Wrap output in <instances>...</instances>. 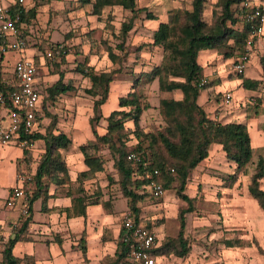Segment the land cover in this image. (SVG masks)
Returning a JSON list of instances; mask_svg holds the SVG:
<instances>
[{"label":"rangeland","instance_id":"obj_1","mask_svg":"<svg viewBox=\"0 0 264 264\" xmlns=\"http://www.w3.org/2000/svg\"><path fill=\"white\" fill-rule=\"evenodd\" d=\"M8 1L0 0L2 4H7ZM217 1L205 0L203 16L209 22L212 21L214 12L219 14L220 8L216 5ZM190 4L191 0H137V7L145 8L146 11L135 15L133 25L124 38L123 50H120L116 46L123 40L120 25L131 17V13L121 6L105 7L99 16H95L91 13V3L84 0H25L23 5L25 9L27 11L31 8L34 9V15H29L27 25L24 24L28 30V32L26 31V49H32L35 51V56L43 57V63L40 64V67L38 66L41 91L45 93L46 88L58 80L59 74H63L64 83L74 85L72 91L56 95L55 101L46 98V96L45 99L43 98L41 109L43 116L39 118L41 133H46L49 130L54 131L56 122L60 118L76 116L75 112L78 108L86 110L89 117L93 116L89 107L94 98L85 92V88L90 87L91 81L77 70L83 64L91 66L96 73L114 71L107 102L114 104L117 96L125 95L134 85V90L138 95H141L142 102H148L150 105L144 111L145 114L141 116L140 128L146 132L162 128L165 121L158 111L159 101L163 97L172 96L175 98V91L160 90L156 78L151 81L148 74L155 65H163L168 68L177 65L180 57L173 55L169 46H154L152 44L154 32L151 31L152 25L155 26L159 20L164 19L158 15L159 18L147 21L145 13L165 14L167 19L176 11L189 10ZM237 25H241L240 22ZM231 42L232 40L228 44ZM50 43L63 46L65 57L63 62L45 57L44 50ZM208 48L212 47L198 45L197 59L199 62L206 58L207 61L204 63L203 60L201 63L211 68L216 75L218 71H227L224 75L227 77H229L228 75L232 76V73L236 74L231 70V67L237 54L227 60L223 57L226 50L223 45L215 49L212 48L219 54L218 59H215L213 54L204 56V58L200 57L201 52ZM109 49L120 56L119 61H110L108 58ZM11 52H5L3 60L0 61V73L8 79L12 75L8 70H5L10 68L16 59L15 55L10 54ZM251 62L254 68L255 60L252 58ZM247 66L244 68V74L248 69H252ZM230 71L231 74H228ZM201 77H205L206 81H209L210 74ZM169 78L177 81L182 80L174 78L172 74L169 75ZM260 87L264 89V85H260ZM209 89L211 87L203 88L205 93L201 94V101H206L204 107L209 111H205L213 125L216 123H244L250 136L252 156L246 164V173H235V163H230L231 161L227 160L225 153L221 155L220 152H212L210 157L207 156L209 162L203 167L199 166L197 171L190 175L183 190L194 200L193 211L185 214V227H183L184 236L190 245V252L184 258L169 254L163 258V264H264V215L247 190L257 160L260 157L264 159V136L262 135L264 134L262 130L264 91L261 92V95H252L247 101L244 98H242L244 101H239L234 93L230 103L223 105L221 92L226 89L225 84L218 86L214 92H206ZM185 95L182 91L177 94V97L181 98ZM234 109H237L239 113L237 114ZM106 111V108L103 111L100 109L102 113L106 114ZM102 119L103 116L94 125L97 132H102L105 129L106 123ZM53 122H55V126L52 128L50 125ZM60 123L61 127L65 128L67 123ZM124 125L127 141L133 146L137 141L133 133L135 126L132 120H126ZM259 133L260 135H258ZM95 142L87 140V145H93ZM43 145L44 142L37 139L32 146L28 147L27 156L23 154L25 157L19 159L23 160L21 169L24 168L27 172L33 173L42 155L39 149ZM9 150L10 148L0 149V200L4 197L5 186L12 181V162L10 161L12 154ZM98 154L106 161L103 169L104 174L99 177H93L95 176L93 175L80 182L86 192H96L101 195L104 192L107 194L104 195L105 198L108 195L114 196L118 193L116 192L118 185L116 182H110L108 185L107 180V176H110V180L116 178L113 161L106 150H102ZM204 160L205 158L202 162ZM202 162L200 161L198 164ZM17 164L16 160V166ZM204 174L207 177L204 178ZM76 182L79 185V182ZM176 186H178V182L172 181L158 198L150 196L145 189L137 191L139 194H144L143 199L138 203L143 222L150 225L151 229L163 241L166 238L177 237L179 232L178 213L187 207L185 202L177 198ZM259 188L264 190V178L260 180ZM226 210H229V215ZM227 239L237 243L236 246L225 248ZM227 249H230V252L227 253ZM66 259L69 264L72 263L69 262L72 260L71 255V260L68 257ZM158 263L161 264L162 260L158 259Z\"/></svg>","mask_w":264,"mask_h":264},{"label":"trees","instance_id":"obj_2","mask_svg":"<svg viewBox=\"0 0 264 264\" xmlns=\"http://www.w3.org/2000/svg\"><path fill=\"white\" fill-rule=\"evenodd\" d=\"M84 1L91 3V13L95 16H99L105 7L114 5H119L131 13L130 19L123 21L120 25L123 40L116 44L120 50H123L124 38L133 25L135 15L146 11L145 8L137 7V0ZM247 2V0H218L216 5L220 8L219 14L214 12L212 21L209 22L203 16L205 0H191L189 10L176 11L169 17L168 21L159 22L156 25L153 30L152 44L154 46H169L171 53L180 58L178 64L170 68L163 65L153 66L148 77L151 81L156 78L160 90L175 91L181 89L186 94L180 100H176L172 96L160 99L158 111L165 121V125L160 129L146 132L140 128L141 116L150 105L148 102H142L141 95L135 92L134 85H132L131 90L118 97V108L112 109L105 118V133L97 134L94 125L102 118L100 107L108 99L114 71L96 73L91 66H84V64L77 69L79 73L87 76L91 81L90 87L85 88V92L94 98L90 106L93 113V116L90 117V123L96 142L93 145H79L87 169L79 172L76 177L79 185L74 190L79 195L72 200L73 213L84 215L85 203L96 195V192L87 193L80 181L103 171L106 161L98 152L106 150L111 156L113 167L116 169L114 180H110V176H107L108 185L110 182H116L118 191L126 198L127 209L132 211L138 223H141L138 203L143 199L144 194H139L137 191H139L138 189L140 191L145 189L144 186L148 182L147 178L142 177L143 172L146 171L153 175L154 169H158L159 174L155 175V178L161 181L163 190L168 188L172 181L178 182V186L175 188L176 196L187 204V207L178 213L179 232L174 239L166 238L164 241L161 239L160 244L154 250V254L158 256L171 254L178 258H184L190 252V245L183 231L185 214L191 213L194 208L193 198H190L183 191L188 178L198 163L208 156V149L211 144L221 146L220 149L225 153L227 160L235 163V173H246V164L250 161L253 152L250 136L244 123H216L213 125L207 112L197 102L200 91L212 84L208 80L203 84L199 83L202 77L199 70L201 65L197 59L198 45L213 49L225 45L226 50L223 57L226 59L234 54L237 56L243 54L246 51V41L250 36L249 28L253 24V21L248 18L253 6L246 4ZM259 9L263 11L261 7ZM9 10L12 17L18 16L15 25L26 42V31L28 32V30H26L25 25H27L29 15H34V9L31 8L27 11L17 0L14 2L12 0L9 4ZM145 18L151 20L156 17L152 12H146ZM239 22L241 25H237ZM231 40V44H228ZM254 44H252L251 49L254 48ZM4 54L0 49V61L3 60ZM44 54H46V49ZM108 58L112 62L120 60V56L114 53L112 49L108 50ZM53 59L63 62L65 57L60 55L59 58L56 56ZM34 61L36 65H39V56H35ZM170 74L174 78H181L182 80L170 79ZM236 75L242 79L244 88L255 91L259 87L258 81L244 77L243 73ZM0 82L5 96L4 105L8 106L11 102V93L16 90L12 86L14 75L6 80L0 73ZM73 89L74 85L64 83L63 74H59L58 80L46 88L45 93L41 91L42 101L45 96L55 101L56 95L64 94ZM35 114L36 118L41 115L40 111ZM126 120H132L135 126L133 133L137 141L133 146L127 141L124 125ZM54 126L55 122L50 125L52 128ZM262 130L264 132V124ZM34 138H42L45 143L36 169L33 173L27 172L24 168L21 169L23 160H17L16 166L17 174L30 177L25 181L22 188L28 203V213L31 212V205L43 187V177L47 176L54 179L58 177V173H62L63 178L61 180L68 179L65 163L58 150L67 148L70 145V140L61 133L53 134L52 130L45 134L34 133L33 131L30 134L21 133V139L32 141ZM27 150L28 148L22 149L25 156H27ZM130 152L135 154L138 161L127 158ZM262 178H264V159L260 157L257 160L255 171L251 174V182L247 190L264 211V190L259 188ZM100 195L98 193L96 198ZM29 221V215L24 217L21 225L13 230V236L8 237L3 243L0 264H21V261H27V258L21 260L15 257L12 250L18 241L26 239V227ZM144 228L150 230L151 226L145 224ZM80 242L84 244V240ZM236 244L231 240L225 243L227 247H234ZM119 247L120 253L114 259L107 260V264H116L121 261L125 254L124 243L119 242Z\"/></svg>","mask_w":264,"mask_h":264},{"label":"crops","instance_id":"obj_3","mask_svg":"<svg viewBox=\"0 0 264 264\" xmlns=\"http://www.w3.org/2000/svg\"><path fill=\"white\" fill-rule=\"evenodd\" d=\"M11 1L12 0H9L7 4H9ZM247 1L251 5L261 7L264 11V0ZM165 13L167 14V12ZM154 15L156 18H159L158 15H161L160 18L164 19L159 20L156 25H158L159 22H166L169 19V17L166 19L165 14L163 15L154 12ZM153 25V29L151 30L152 32L156 28V25ZM262 29L263 35L256 41V43L254 44V48L250 51V62L248 64L253 70L248 69L245 74L243 73L244 77L253 79V81H258L259 87L255 91H253L252 89L244 88L242 86V79L234 73H232V76L228 75L229 77H227L224 76L226 75L225 72L227 71H218V74L216 75L213 70H211V68L206 67V65L201 62H203V60L204 63L205 61H207L204 56L213 54L215 59H218L219 54H217L216 51L214 52L212 48L205 49L201 52L202 55H200V57L204 59H202L201 62L198 61L201 65L199 69L200 75L206 76L210 74L209 81L212 82V84L208 86L211 87V89L207 90L206 92H214L216 91L215 89L218 86H220L221 84H225L226 89L221 92V103L223 105H226L224 102V94L226 92H229L231 96L235 93L239 101H244L242 98L247 101L248 99L250 100L252 95H261V92L264 91V89L260 87V85H264V78H262V74L259 69L261 53L264 50V24ZM10 54H12V56L15 55V62L22 56L33 58L35 57V51H33L32 49H25L24 52L20 54L15 52H11ZM42 58L43 57L39 55L40 64L43 63ZM252 58L255 60L254 68L252 67L253 65L251 62ZM13 64H11L10 68L5 70H8L11 75H13ZM40 64L38 65L39 67ZM249 66L247 67L250 68ZM228 74H231V71ZM4 78L6 80L8 79L6 77ZM37 85L41 91V81L38 80ZM179 92L182 93V90H175L174 99L180 100L183 98L177 97V94ZM203 93L205 92H203L202 89L201 93L197 97V102L202 105L204 109V104L206 101H201V94ZM118 97L119 96H117L114 104L106 101L103 105H101V111H103V109L105 108L107 110L106 114L102 113V120L105 123V118L109 115L110 111H112V109L118 108ZM212 103L215 104L214 102ZM42 104L43 101H41V104H39V111L41 115L36 119L33 129L34 133H41L39 118L43 116V114L41 113ZM204 110H207V108H205ZM234 110L237 111V114L239 113L237 109ZM7 113V107L0 103V123H7L9 115ZM75 113H77L76 116L73 115L64 119L60 118L59 121L56 122V128L54 129V131H52L53 134L57 135L61 133L70 140V145H68L67 148L58 150V152L62 155V159L65 163L68 179L62 181V173H58V177L54 179H51L47 176L42 178L43 187L38 193L39 196L31 205V212L26 215L30 216V221L26 227V239L18 241L14 245V248L12 250V253L15 257L21 260L27 258V261H21V264H69L66 257L71 260L70 255L72 258V260L69 261L72 262L70 264H107V260L114 259L115 256L120 253L119 242H121L122 234L120 232V226L122 223L123 214L127 210L126 198L121 194V192L116 191L119 194L116 193L114 196L108 195L107 198H105L104 195L107 194L104 192H102L103 195H100L98 198H96V195L98 194L95 193L96 195H94L85 203L84 215L76 214L72 211V200L74 197L79 195V193H76L74 190L76 185H78V183L76 182L77 174L87 169V166L84 163L83 154L79 150V145L88 144L87 140L92 143L93 141H95V136L92 132V125L90 123L89 113L86 110H83V108L76 109ZM144 114L145 112L143 113V115ZM60 122L67 123L65 124V128L61 127L62 124ZM104 133L105 129H103L102 132H97V134L99 135H102ZM258 135H260V133ZM262 135L264 136V134ZM37 139L44 142L42 138H34L32 140V144ZM17 145L18 144L15 141H10L8 144H0V149L10 148L9 151L12 154V157L10 158V161L12 162V181L8 182L5 186L6 190L3 193L4 197L2 198V200H0V259L3 243H5L8 237L13 236V230L19 227L21 225L22 219L26 217L21 213L22 205L25 204L28 208L27 200L23 201L22 199H18L13 206L7 203L9 194L12 192L13 186L15 185V178L17 174L16 160L22 159V157H24L22 149ZM44 145L39 149L41 153L44 151ZM220 147L221 146L219 144H211V146H209V148L211 149H208V157L211 156L212 152H220L221 155H224V152L220 149ZM208 157L205 158L204 162H202V160V163L198 164L195 167L194 171L192 172L193 174L197 171L199 166L203 167L204 164L209 162ZM230 163L234 164L233 162ZM102 174H104L103 171L96 173L93 177H99V175ZM205 177L207 176L204 174V178ZM87 193L90 194L91 192L88 191ZM258 208L264 215V211L259 206ZM226 213L227 215H229V210H226ZM139 219L141 221V224L145 226L141 214L139 216ZM148 231L152 232L154 235L157 234L151 228ZM156 237L159 242H161L162 238L160 239L158 234L156 235ZM82 240H84V244L83 242H80ZM226 241L230 240L227 239ZM225 248L234 247H227L225 245ZM226 252H230V249H227ZM166 257L167 256H159V258L162 260L161 264H163V258Z\"/></svg>","mask_w":264,"mask_h":264},{"label":"built area","instance_id":"obj_4","mask_svg":"<svg viewBox=\"0 0 264 264\" xmlns=\"http://www.w3.org/2000/svg\"><path fill=\"white\" fill-rule=\"evenodd\" d=\"M19 4L24 5L25 0H17ZM12 2V1H11ZM14 2V1H13ZM10 4V3H9ZM9 4H2L0 2V49L4 53L12 51L15 53H22L26 49V42L22 38V34L16 28V21L18 16L12 17ZM251 5L250 3H246ZM252 11L248 18L253 21L250 26V36L246 41V51L238 55L232 61L231 70L236 74L244 73V68L250 61V49L252 44L263 35L264 12L258 6L251 5ZM46 58H57L64 54L63 46L61 44L50 43L45 48ZM262 78H264V50L261 53L260 67ZM12 74L14 75V82L12 86L16 90L11 93V102L7 107L8 121L3 124L0 123V144H8L10 141H15L19 148H28L32 145V141L21 139V133H32L35 122L36 112H39V104L42 101V94L37 85L39 73L38 65H36L33 57H20L12 66ZM206 81L205 77L200 79V84ZM231 95L229 92L224 94V102H230ZM0 103L5 104V96L2 91L0 82ZM215 124V123H214ZM132 161H138L134 153L130 152L127 156ZM173 172V169L171 168ZM158 169H154L153 175L148 172H143L142 177L148 179L147 185L144 186L145 190L152 197H158L163 192L162 183L155 175H158ZM30 179L29 176L16 174L15 185L12 192L9 194L7 203L11 206L18 199L23 201L27 200L26 195L23 193V185L25 181ZM22 215L28 214V208L25 204L22 205ZM121 242L125 245V254L121 261L116 264H159V256L154 254L155 248L160 244L156 235L149 232L139 222H136L134 214L130 209H127L122 218L120 226Z\"/></svg>","mask_w":264,"mask_h":264}]
</instances>
